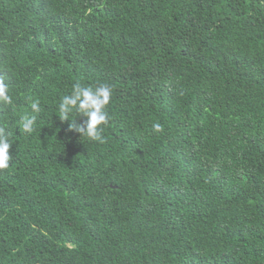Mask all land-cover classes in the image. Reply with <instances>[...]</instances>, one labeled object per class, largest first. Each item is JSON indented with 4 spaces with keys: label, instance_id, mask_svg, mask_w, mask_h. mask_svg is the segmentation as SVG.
<instances>
[{
    "label": "trees",
    "instance_id": "16d2710c",
    "mask_svg": "<svg viewBox=\"0 0 264 264\" xmlns=\"http://www.w3.org/2000/svg\"><path fill=\"white\" fill-rule=\"evenodd\" d=\"M0 78V264H264V0H0Z\"/></svg>",
    "mask_w": 264,
    "mask_h": 264
},
{
    "label": "clouds",
    "instance_id": "9594fccd",
    "mask_svg": "<svg viewBox=\"0 0 264 264\" xmlns=\"http://www.w3.org/2000/svg\"><path fill=\"white\" fill-rule=\"evenodd\" d=\"M112 96V89L107 84H100L96 87L84 86L80 83L72 85L71 92L64 95L57 106V116L60 121H68V131H74L82 137H87L92 141L104 142L101 136V126L106 124L109 115L106 107L109 105ZM0 104L11 106L13 97L9 94V86L0 78ZM32 115H24L20 118L19 128H22L25 134H31L34 131V124L37 121V114L40 112L39 102L31 103ZM75 116L86 117L84 124L76 123ZM154 131H160L161 126L158 123L153 124ZM12 131L0 125V169L9 167L11 156L9 149L12 145Z\"/></svg>",
    "mask_w": 264,
    "mask_h": 264
}]
</instances>
